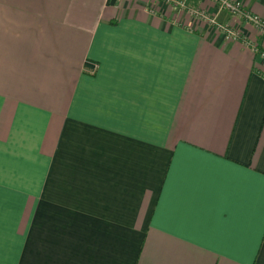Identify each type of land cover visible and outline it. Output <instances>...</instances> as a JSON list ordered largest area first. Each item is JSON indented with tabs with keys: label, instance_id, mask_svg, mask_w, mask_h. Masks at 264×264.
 <instances>
[{
	"label": "crops",
	"instance_id": "obj_1",
	"mask_svg": "<svg viewBox=\"0 0 264 264\" xmlns=\"http://www.w3.org/2000/svg\"><path fill=\"white\" fill-rule=\"evenodd\" d=\"M0 264H264V61L163 2L0 0Z\"/></svg>",
	"mask_w": 264,
	"mask_h": 264
},
{
	"label": "built area",
	"instance_id": "obj_2",
	"mask_svg": "<svg viewBox=\"0 0 264 264\" xmlns=\"http://www.w3.org/2000/svg\"><path fill=\"white\" fill-rule=\"evenodd\" d=\"M152 2H163L167 5H173L175 8L185 12L195 23L200 22L212 27L215 31L223 35L225 42H240L241 45L249 50L254 56L264 61V48L256 40L246 37L244 31L234 26H222L215 22L203 9L192 8L187 6L185 0H151ZM216 7L218 12H227L232 17L248 24L258 37L264 39V18L253 14L251 11L243 9L241 4L230 0H205Z\"/></svg>",
	"mask_w": 264,
	"mask_h": 264
},
{
	"label": "rangeland",
	"instance_id": "obj_3",
	"mask_svg": "<svg viewBox=\"0 0 264 264\" xmlns=\"http://www.w3.org/2000/svg\"><path fill=\"white\" fill-rule=\"evenodd\" d=\"M212 5V4H211ZM243 8V7H242ZM244 9V8H243ZM246 10H249V9H246ZM250 11V10H249ZM221 12H218L217 11V15L215 16V14L216 13H214V15L213 16H215L214 17V20H215V22L217 23V24H219V25H222V26H234V25H237L238 26V28L239 29H241V28H243V26L244 25H248V24H246V23H244V22H242L241 20H239V19H237V18H234V17H232L230 14H228L227 12H225L226 14H228L230 17H231V19H233V21L235 20L236 22H237V24H233V22H229V23H227V22H219L218 21V14H220ZM254 14V13H253ZM256 15V14H255ZM259 16V15H258ZM260 17V16H259ZM261 18H263V17H261ZM212 28V27H211ZM213 29V28H212ZM214 30V29H213ZM243 30V29H242ZM216 32V34L217 35H219V36H221V39L223 40V42H225L224 41V39H223V35L220 33V32H218V31H215ZM254 32V31H253ZM249 38V37H248ZM251 40H255V39H252V38H250ZM226 43V42H225ZM232 43H240V42H232ZM241 44V43H240Z\"/></svg>",
	"mask_w": 264,
	"mask_h": 264
}]
</instances>
